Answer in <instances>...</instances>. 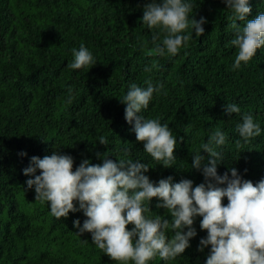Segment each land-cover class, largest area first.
<instances>
[{
	"label": "trees",
	"instance_id": "1",
	"mask_svg": "<svg viewBox=\"0 0 264 264\" xmlns=\"http://www.w3.org/2000/svg\"><path fill=\"white\" fill-rule=\"evenodd\" d=\"M147 2L0 0V264H117L95 247L90 233H76L73 220L79 217L82 223V211L70 210L67 217L56 218L47 202L35 201L22 171L32 155L42 157L58 147L73 156L74 169L83 158L101 163L97 152L108 151V158L117 160L116 154L127 147L133 159L149 164L150 179L172 175L175 181L192 179L195 186L204 177L191 167L192 152L211 128L221 127L228 141L217 171L236 167L253 183L264 177V133L238 148L235 123L240 115L224 111L228 102L237 103L264 127V47L247 66L232 69L237 49L227 44L232 33L226 5L223 0H196L190 15L206 17L204 33L197 37L193 31L194 39L176 55L158 56L153 30L141 19ZM250 3L249 18L264 11V0ZM81 42L97 63L71 69V49ZM145 66L151 70L145 71ZM147 77L163 88L159 95L154 93L144 114L167 122L177 139L176 162L168 167L144 152L119 100L130 82L142 85ZM100 135L109 144H101ZM20 150L27 154L19 155ZM201 153L207 162L208 153ZM156 200L152 198L150 209L165 214ZM222 203H227L226 197ZM201 218L194 221L197 235L190 245L167 264H204L210 246L203 251L197 247L207 231L199 226ZM150 264L164 261L156 257Z\"/></svg>",
	"mask_w": 264,
	"mask_h": 264
},
{
	"label": "clouds",
	"instance_id": "2",
	"mask_svg": "<svg viewBox=\"0 0 264 264\" xmlns=\"http://www.w3.org/2000/svg\"><path fill=\"white\" fill-rule=\"evenodd\" d=\"M223 2L228 10L227 28L232 33L227 44L237 49L231 68L241 69L256 56L257 49L264 47V11L249 18L250 0ZM195 3L196 0H148L144 4L141 19L153 30L151 40L158 56H174L189 46L193 31L197 37L204 33L206 17L196 19L190 15ZM71 53L73 58L67 62L71 69H89L97 63L83 42ZM150 70L145 66V71ZM161 88L163 84L153 83L151 77L145 78L142 85L132 81L119 100L125 104V119L132 125L136 139L143 142L144 152L152 161L168 167L176 162L173 129L159 117L145 116L143 111ZM68 92L70 103V86ZM224 111L240 115L235 123L238 148L242 142L248 143L264 133L252 111H242L240 105L231 102ZM98 141L109 144L104 135ZM227 141L228 133L214 127L192 152L191 167L204 177L195 186L192 179L175 181L172 175L150 179L146 174L149 164L133 159L127 147L116 154L117 160L108 158V151L97 152L101 163L83 158L74 169L73 156L57 147L42 157L32 155L22 171L27 175V188L34 189L35 201L47 202L54 217H67L70 210L82 211L83 222L79 217L73 220L76 233H90L95 247L117 264H150L156 257L167 264L176 259L190 245V238L197 235L194 221L198 216L202 217L200 228L207 231L197 247L203 251L210 246L204 264H264V177L253 183L236 167L219 173L217 165L224 160L222 146ZM201 149L208 153L207 162ZM18 154L27 153L20 150ZM153 197L157 198V208L166 209L165 214L150 209ZM224 197L227 203H222ZM128 224L132 226L126 227Z\"/></svg>",
	"mask_w": 264,
	"mask_h": 264
}]
</instances>
